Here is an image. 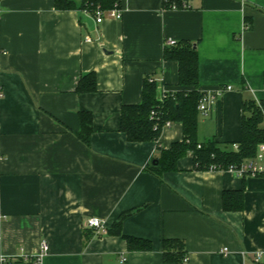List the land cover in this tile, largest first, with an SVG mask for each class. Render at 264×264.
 Masks as SVG:
<instances>
[{
	"label": "crops",
	"instance_id": "crops-1",
	"mask_svg": "<svg viewBox=\"0 0 264 264\" xmlns=\"http://www.w3.org/2000/svg\"><path fill=\"white\" fill-rule=\"evenodd\" d=\"M171 1L179 7L120 0L122 17L101 23L56 0L0 1V254H37L46 241L43 264H175L163 241L180 239L184 264H264L253 259L264 253V175L198 170L189 151L158 176L151 163L183 139V124L158 142L121 129L122 108L142 102L146 79L159 98L191 89L164 56L171 40L197 48L201 92L231 87L199 110V142L234 148L244 101H264V0ZM91 73L96 90L80 92ZM80 112L93 116L89 145L77 136ZM239 190L243 209H225V192ZM129 211L122 232L151 250L87 225L98 217L111 229Z\"/></svg>",
	"mask_w": 264,
	"mask_h": 264
},
{
	"label": "trees",
	"instance_id": "trees-1",
	"mask_svg": "<svg viewBox=\"0 0 264 264\" xmlns=\"http://www.w3.org/2000/svg\"><path fill=\"white\" fill-rule=\"evenodd\" d=\"M173 1H165L170 7ZM120 0H56L59 9H85L92 13L100 7L111 9ZM179 4V3H178ZM166 59L176 60L179 65V84L190 87L189 90H178L160 101L155 83L148 79L144 82L143 100L137 105H124L122 108L121 129L127 133L130 141H159L162 129L167 121L181 122L184 137L174 142L169 148H161V155L151 163V171L161 176L166 172L177 170V162L189 151L194 152V162L198 170H228L231 166H240L256 157L258 145L264 142V101L248 99L243 103L242 137L238 149L221 147L214 139L199 142L197 139L199 102L203 92L199 90V54L197 48L189 41H180L175 45L166 46ZM88 78V81H84ZM78 90L95 91L96 77L94 74L84 75ZM157 110L160 118L152 120L150 115ZM81 129L77 136L86 145L90 144L93 131L92 114L80 112ZM200 146V147H199ZM243 190L227 191L224 194V208L242 210L244 206ZM133 211L121 215L118 222L107 233L123 236L130 250L147 251L152 249L148 239L127 236L122 232V222ZM165 261L184 264L187 257L184 242L180 239H165L163 241Z\"/></svg>",
	"mask_w": 264,
	"mask_h": 264
},
{
	"label": "built area",
	"instance_id": "built-area-1",
	"mask_svg": "<svg viewBox=\"0 0 264 264\" xmlns=\"http://www.w3.org/2000/svg\"><path fill=\"white\" fill-rule=\"evenodd\" d=\"M4 1V0H0ZM168 1V0H165ZM182 6H187V4L182 3ZM171 8H178L179 4L177 2L170 3ZM88 11V10H87ZM95 18L98 23L103 22L106 18H121L122 17V10L118 3L115 4V6L109 10H103L100 7H98L95 10ZM177 42L174 40L170 41L171 45H175ZM231 89L230 86L228 87H221L219 89H216L214 91L204 92L200 102L198 109L207 112L209 109V106L215 102L218 96L222 95V93L227 90ZM169 94V92H164L160 96V101H163L164 98ZM4 96L3 91L0 90V98ZM152 120H157L160 118V114L157 110H153L150 115ZM172 125L171 121H167L164 125L165 127H170ZM200 147V146H199ZM233 147L235 149H238V144H234ZM216 168L215 166L212 168V170ZM228 170L233 171L237 173L239 176H258V175H264V142L260 143L258 145V150L256 157L252 160H248L244 162L240 166H231ZM87 225L91 228H93L97 233L105 234L107 233V227L105 224L101 221L98 217H91L87 221ZM49 250V246L46 241H44L41 244L40 252L37 254H29L26 253L24 250L21 251L19 254L15 255H8L5 253L0 254V264H43L44 258L47 255ZM254 262L255 263H262L264 262V253H256L254 255ZM124 261V259H123Z\"/></svg>",
	"mask_w": 264,
	"mask_h": 264
}]
</instances>
